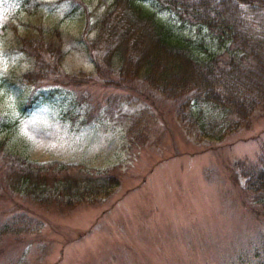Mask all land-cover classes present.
Instances as JSON below:
<instances>
[{
    "label": "rangeland",
    "instance_id": "1",
    "mask_svg": "<svg viewBox=\"0 0 264 264\" xmlns=\"http://www.w3.org/2000/svg\"><path fill=\"white\" fill-rule=\"evenodd\" d=\"M111 1L0 0V161L16 155L119 180L72 207L0 186V223L15 228L1 239L0 264H264V213L240 171L263 152L264 100L240 119L195 101L180 110L184 98L165 97L142 69L118 81L120 58L106 62L104 46L91 54L87 45ZM182 31L223 50L204 28ZM56 32L59 79L78 82H53L50 67L41 83L27 81L42 67L28 52Z\"/></svg>",
    "mask_w": 264,
    "mask_h": 264
},
{
    "label": "trees",
    "instance_id": "2",
    "mask_svg": "<svg viewBox=\"0 0 264 264\" xmlns=\"http://www.w3.org/2000/svg\"><path fill=\"white\" fill-rule=\"evenodd\" d=\"M184 24L204 28L223 50L209 51L203 40L182 31ZM95 27L96 37L87 40L88 49L95 54L104 46L106 62L112 56L120 58L118 81L131 79L142 69L145 81L165 97L184 98L180 110L195 101L244 119L264 100V0H112ZM54 36L46 46L40 35L33 46L37 53L24 48L42 65L25 74L27 81L41 83L44 67H50L57 76L53 82H78L74 75L59 79L64 52L59 32ZM199 50L207 51L208 56H199ZM95 67L103 73L96 58ZM68 168L5 156L0 161V186L38 204L72 207L107 196L119 183L108 172L78 169L74 173ZM240 171L245 189L258 204L254 207L264 213V148L256 162L242 163ZM14 229L0 223V242Z\"/></svg>",
    "mask_w": 264,
    "mask_h": 264
}]
</instances>
